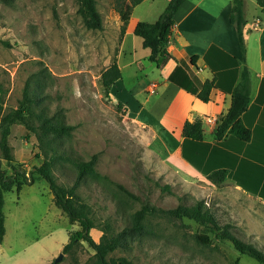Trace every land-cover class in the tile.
<instances>
[{
	"label": "rangeland",
	"instance_id": "1",
	"mask_svg": "<svg viewBox=\"0 0 264 264\" xmlns=\"http://www.w3.org/2000/svg\"><path fill=\"white\" fill-rule=\"evenodd\" d=\"M130 1L96 0L102 27L93 29L84 25L77 0H0L3 108L17 107L28 83L37 112L74 125L70 136L57 139L59 151L79 159L96 154L94 168L100 176H84L77 185L91 208L95 227L90 234L95 241L104 226L121 230L129 224L130 214L143 205L167 210L200 202L220 222L231 223L241 239L264 250V205L231 186L190 173L148 125L118 105L117 88L128 87L139 77L134 64L124 67L123 79L109 95L104 93L100 73L120 45L118 9ZM252 4L247 0L248 14L253 13ZM8 138L16 162L27 172L41 163L44 155L23 124L13 123ZM52 166L58 182L75 181L76 171L69 161L59 158ZM3 211L0 264L49 263L59 253L62 257L55 264L92 263L94 250L83 240L63 250L69 234L79 226L54 205L43 179L5 191ZM143 222L146 231L133 235L128 248H117L111 255L126 256L137 264H257L193 219L155 211L147 212ZM197 234L209 235L212 244L196 241Z\"/></svg>",
	"mask_w": 264,
	"mask_h": 264
},
{
	"label": "crops",
	"instance_id": "2",
	"mask_svg": "<svg viewBox=\"0 0 264 264\" xmlns=\"http://www.w3.org/2000/svg\"><path fill=\"white\" fill-rule=\"evenodd\" d=\"M146 1L151 2L143 5ZM167 2L141 0L132 7L116 59L121 68L120 79L124 67L133 64L139 77L128 87L117 88L118 100L127 114L148 125L161 138L164 148L176 155L190 173L207 178V172L224 168L227 174L220 185L231 186L264 205V194L260 193L264 188V8L253 0V13L248 14L244 0L246 53L242 61L235 26L230 21L233 0H184L174 14L166 45L171 57L157 67L148 59V48L139 50L142 39L133 29L140 20H156ZM140 5L143 6L136 13ZM244 65L249 72L250 94L241 120L250 129V138L242 140L226 131L217 139V119L228 110L231 92ZM213 77L215 86L210 99L204 102L196 93L206 79ZM194 117L201 119L203 142L209 144L199 143L198 167L181 155L183 123ZM19 263L28 264H13Z\"/></svg>",
	"mask_w": 264,
	"mask_h": 264
},
{
	"label": "trees",
	"instance_id": "3",
	"mask_svg": "<svg viewBox=\"0 0 264 264\" xmlns=\"http://www.w3.org/2000/svg\"><path fill=\"white\" fill-rule=\"evenodd\" d=\"M77 1L79 3L78 12L82 16L84 25L87 28H101V15L96 7V0ZM139 1L141 0H131L129 4H124V6L118 9L120 19L119 44L132 7ZM183 1L168 0L156 20L152 22L140 20L134 26L133 33L142 39V46L148 48L150 51L148 59L154 61L157 67H161L171 57V54L166 50V45L172 33L174 14ZM256 1L264 8V0ZM230 21L235 26L242 61H244L246 53L243 35L245 24L244 0H233ZM191 61H194V56L191 58ZM121 75V68L115 56L100 73V82L106 95H109L113 84L121 78ZM28 86V83H26L18 106L5 111L2 105V96L5 90L0 84V242L3 241L5 235L4 192L14 187L20 190L25 184L33 183L37 179H43L52 193L54 205L65 213L70 222L77 223L79 226L77 230L69 234L68 241L63 246V250L68 251L73 245L83 240L94 250L91 264H137L126 256L111 255V252L117 248H128L131 239L134 237L133 235H139L146 231V225L143 222L146 213L155 211L166 212L173 218L186 217L206 225L215 238L229 240L240 253L252 257L257 264H264V250L249 241L241 239L232 230L231 223L220 222L200 202L192 205L179 204L175 208L167 210L143 205L130 214L129 224L115 232L110 230V226H104L99 240L95 241L90 234V230L95 227L91 216V208L77 192V185L84 176L92 178L100 176L94 168L96 154L91 155L89 159H79L72 158L63 153V151H59L57 139L59 137L70 136L74 125L65 123L61 117L54 114L49 115L43 111L37 112L34 106V98L30 96ZM214 86V77L206 79L202 83L200 90L196 93L197 97L204 102L208 101L211 89ZM249 94L250 77L248 69L244 65L240 79L231 92L230 106L226 113L217 119L215 129V137L217 139L222 138L226 131L235 134L242 140L250 138L251 131L244 126L241 120V114L249 102ZM118 105H122L119 100ZM15 122L23 124L33 134L39 152L44 155L41 163L33 165L32 169L28 172L22 167V164L16 162L12 153V146L9 143L10 127ZM181 136L183 137L181 155L198 167L199 143L201 142L204 146L209 145L203 142L201 119L199 117L186 119L183 123ZM59 158L69 161L74 166L76 179L72 184L66 185L57 181L52 165ZM226 174L227 171L224 168H218L207 172L206 177L212 183H220L225 179ZM117 186L128 195L134 197L121 184H117ZM196 241H200L205 246L212 244V238L207 234H197ZM46 264H53V261Z\"/></svg>",
	"mask_w": 264,
	"mask_h": 264
},
{
	"label": "water",
	"instance_id": "4",
	"mask_svg": "<svg viewBox=\"0 0 264 264\" xmlns=\"http://www.w3.org/2000/svg\"><path fill=\"white\" fill-rule=\"evenodd\" d=\"M62 257V253H59L53 260V264H55L57 261H59Z\"/></svg>",
	"mask_w": 264,
	"mask_h": 264
}]
</instances>
